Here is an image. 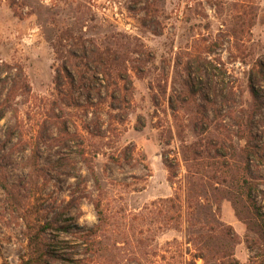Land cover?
Returning a JSON list of instances; mask_svg holds the SVG:
<instances>
[{"label": "rangeland", "instance_id": "rangeland-1", "mask_svg": "<svg viewBox=\"0 0 264 264\" xmlns=\"http://www.w3.org/2000/svg\"><path fill=\"white\" fill-rule=\"evenodd\" d=\"M65 29L117 86L71 81ZM188 184L264 264V0H0V264H169Z\"/></svg>", "mask_w": 264, "mask_h": 264}, {"label": "trees", "instance_id": "trees-1", "mask_svg": "<svg viewBox=\"0 0 264 264\" xmlns=\"http://www.w3.org/2000/svg\"><path fill=\"white\" fill-rule=\"evenodd\" d=\"M63 40L71 42L69 45L70 50L67 51L69 56H66L64 69L72 82H80V84L84 86L87 84H84V81L87 80V82L90 83L87 87L91 88L93 80L103 79L105 83L107 82L108 86L113 83H115L116 86L118 85L113 79H115V76L122 77L124 75L118 67L120 65L119 60L122 59V56L117 50L113 49V46L108 44H101L98 46L95 41L85 42L83 37L73 36V31L69 29L62 30L54 39L55 48L58 49V43ZM88 73L89 75L87 76ZM59 77L62 78L60 74ZM57 83L62 85L61 80ZM116 91L117 89L111 94L115 101L119 99ZM253 94L255 98L258 99L259 96L254 87ZM119 95L121 96V94ZM122 97L124 98L125 95ZM165 162L166 164L169 163V158L167 156H165ZM169 167L171 168L173 166L169 164ZM95 179L98 181L96 177ZM194 187L195 189L197 188L194 185L190 187V184H188L186 192L187 210L189 215L191 214V217L189 216L187 220H193V222L190 221L189 226H187L189 233L185 238V243L190 246H186V248L179 252L175 247L179 241H169L167 244L169 250H166V253L169 252L170 254L169 258L171 262L169 264L174 262H180L181 264H198L199 260H202V264H232L234 260L233 245L235 243L233 229L230 225L216 218L209 204H201V197L203 196L199 194L200 192H197L200 197L198 201L194 200L197 201L194 205L192 201L195 197L193 194ZM215 189L217 190V188ZM228 193L226 195L229 196ZM173 200V198L167 199V201ZM248 200L249 207L258 219L261 218L263 222L262 226L264 227V212L262 208L258 206L252 194H250ZM96 209L99 215L102 216L103 212L100 203L96 204ZM163 257L166 258L165 255H163ZM178 257H180V261L176 260Z\"/></svg>", "mask_w": 264, "mask_h": 264}]
</instances>
